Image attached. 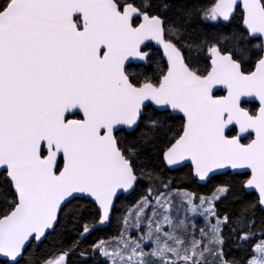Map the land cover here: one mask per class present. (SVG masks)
Here are the masks:
<instances>
[{"label":"snow or ice","instance_id":"1","mask_svg":"<svg viewBox=\"0 0 264 264\" xmlns=\"http://www.w3.org/2000/svg\"><path fill=\"white\" fill-rule=\"evenodd\" d=\"M0 264H264V0H0Z\"/></svg>","mask_w":264,"mask_h":264},{"label":"trees","instance_id":"2","mask_svg":"<svg viewBox=\"0 0 264 264\" xmlns=\"http://www.w3.org/2000/svg\"><path fill=\"white\" fill-rule=\"evenodd\" d=\"M250 108L255 109L256 108V104H250L249 105ZM169 175L172 176L175 181L177 186L182 187V188H188L189 190H194V191H199L202 194H206L208 192L207 188L204 187H198L191 179L190 177V170L189 168H183L177 171H173V172H169ZM115 231V228H107L105 229L103 232L99 233V235L101 236H108L111 235L113 232ZM73 233L71 232H67L65 233L64 239L65 241H70L73 238ZM95 236L91 237L90 240L88 241L89 243H91L93 240H95ZM233 253L237 256H240L241 253L237 250H233Z\"/></svg>","mask_w":264,"mask_h":264},{"label":"water","instance_id":"3","mask_svg":"<svg viewBox=\"0 0 264 264\" xmlns=\"http://www.w3.org/2000/svg\"><path fill=\"white\" fill-rule=\"evenodd\" d=\"M180 169H183V167L179 168L178 170H180ZM173 171H177V170H173ZM173 171H171V172H173Z\"/></svg>","mask_w":264,"mask_h":264}]
</instances>
